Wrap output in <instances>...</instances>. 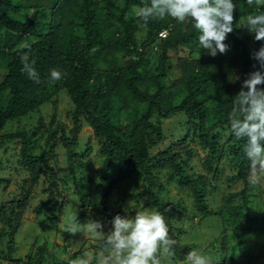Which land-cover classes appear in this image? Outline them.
Masks as SVG:
<instances>
[{"label": "rangeland", "instance_id": "1", "mask_svg": "<svg viewBox=\"0 0 264 264\" xmlns=\"http://www.w3.org/2000/svg\"><path fill=\"white\" fill-rule=\"evenodd\" d=\"M26 2L38 6L51 5V0ZM115 2L123 7L124 0ZM263 3L264 0H256L255 6L248 8L255 12V8L263 7ZM136 9L131 7L125 17H137ZM34 10V7L21 9L17 17L24 18L25 13ZM245 19L246 16L241 19L240 25ZM135 20L138 22L135 37L140 44L145 39L146 28L140 26L137 18ZM187 21L179 24L184 25ZM177 24L175 21L173 25ZM243 29L249 37L248 48L251 50L254 34ZM35 38L29 35L26 41L32 42ZM158 42L156 37L150 44L154 50L151 58L155 55ZM199 54L198 49L189 45H180L169 52V68L162 80L164 92L166 96L169 95L163 101L165 107L178 105L185 96V73L191 65L196 64ZM135 59L133 54L119 52L110 58L121 72ZM108 65L103 63V67ZM103 72L95 73L89 83L91 91L104 84ZM5 73V66L0 60V80ZM219 80L220 77L208 92L213 103L222 96ZM8 97V92L4 93L2 108ZM38 98L41 100L38 108L24 117L8 121L0 131V135L18 133L24 136L0 139V264H69L70 259L98 256L101 252L99 239L87 231L69 232L70 217L75 213L80 224L89 220L100 221L107 233L111 229L113 216H123L126 212L134 215L133 208L141 203L146 208H153L145 204L146 195L142 192L148 188L149 182L153 184L152 190L171 205L174 214L170 220L163 213L168 227L171 225L174 228L169 230V236L176 241L171 264H184L187 253L193 248H199L210 256L213 264H264V185L258 188L249 186L248 162L242 151L244 141L228 135V130L221 125L212 129L211 125L217 123L213 112L202 119L195 116L193 121L180 112L162 118L164 139L149 151L151 156L158 154L159 160L154 163L150 175L146 176L131 165L120 167L113 160H110L108 171H104L106 155L100 148L102 141L94 136L92 128L83 119L74 149L64 148L61 135L72 138L74 134L71 118L73 102L61 81L50 79L43 84ZM145 111L146 104L126 100L116 105L115 121L129 122ZM201 123L213 138L218 151L212 154L210 169L204 165L210 149L202 142L205 137L204 131L199 129ZM189 125L190 131L184 134ZM58 126L61 131L57 129ZM24 140L29 155L37 156L45 148L50 149L49 165L58 178L50 202L55 203L53 213L49 210L51 204L38 210L39 205L47 199L49 172L42 166L39 173L37 165L22 161ZM160 150L163 152L160 153ZM172 164L179 165L184 174L193 178L201 175L208 177V183L199 184L196 190L203 196L206 209L215 215L206 216L199 212L193 189L179 181ZM58 204H62V207ZM10 212L16 214L18 224L13 242L15 251L9 255V237L5 234L8 226L5 221ZM90 264H96V259H91Z\"/></svg>", "mask_w": 264, "mask_h": 264}, {"label": "trees", "instance_id": "2", "mask_svg": "<svg viewBox=\"0 0 264 264\" xmlns=\"http://www.w3.org/2000/svg\"><path fill=\"white\" fill-rule=\"evenodd\" d=\"M149 3L150 0H124L123 7H119L115 0H51L48 7L28 4L26 0H0V60L6 69L0 80V131L8 121L24 117L40 106L38 91L50 80L49 72L53 68L62 72L59 81L73 102L71 118L74 134L72 138L62 134L61 143L64 148L73 150L81 119L85 120L92 128L94 136L102 141L100 148L106 155L103 165L106 172L110 168V160H113L120 167L131 165L146 176L150 175L154 163L159 160L158 154L150 155V148L164 139L160 120L176 113H184L188 120L193 121L195 116L202 119L213 112L217 123L211 125L212 129L221 125L228 130V114L235 103V96L241 90L242 82L260 67L254 53L264 45V40L257 41L253 38L250 50L249 37L240 25L243 17L254 12L248 8L246 0H235L233 31L227 34L224 41L227 50L212 57L206 50L201 49L198 32L190 20L184 25L178 22L174 26V19L153 17L148 21L145 39L138 44L135 37L138 30V22L135 20L137 17L126 18L125 14L131 7L139 8ZM32 7L35 10L25 13L24 18L17 17V14H21V9ZM163 30L167 33L162 38L158 34ZM29 35L36 37L34 41H26ZM156 37L159 42L155 55L151 58L154 50L150 44ZM180 45L196 48L200 54L196 64L191 65L185 73V96L178 105L165 107L163 101L169 95L166 96L164 92L162 80L168 72L169 52ZM117 52L133 54L136 58L122 72L110 60ZM24 53L35 59V67L40 74L38 83L28 79L23 71L20 56ZM105 62L109 65L103 67ZM102 70L104 84L91 91L89 83L95 73ZM219 77V91L222 96L213 103L208 92ZM6 92L9 97L2 108L3 95ZM126 100L146 104V111L129 122L124 120L117 123L116 105L123 104ZM60 128L57 127L61 131ZM190 129L189 125L184 134ZM199 129L204 131L203 144L210 149L204 161L205 167L210 169L212 154H217L218 151L203 123ZM1 138L17 139L24 136L5 133L0 135ZM23 142L22 161L37 165L39 173L42 166L49 172L47 199L39 205L38 210L51 204L49 210L53 213L52 206L55 203L50 202L53 200L58 178L49 165L50 149L45 148L37 156L29 155L26 141ZM172 168L179 181L193 189L199 212L206 216L215 215L213 211L206 209L203 196L196 190L199 184L208 183V177L201 175L193 178L184 174L179 165L172 164ZM152 187V182H149L148 188L142 191L146 195L145 204L165 213L171 220L174 217L171 205L165 203ZM58 205L62 207V204ZM17 220L16 214L10 212L5 221L8 226L5 234L9 237V255L15 251L13 242ZM168 228L170 231L174 229L171 225Z\"/></svg>", "mask_w": 264, "mask_h": 264}, {"label": "clouds", "instance_id": "3", "mask_svg": "<svg viewBox=\"0 0 264 264\" xmlns=\"http://www.w3.org/2000/svg\"><path fill=\"white\" fill-rule=\"evenodd\" d=\"M246 3L252 8L256 0H246ZM235 8V0H150L148 5L137 8L135 14L142 28H146L153 17H169L177 22L190 20L198 32L201 49L215 57L227 50L224 41L233 31ZM241 27L253 33L255 40H264V7H256ZM254 58L260 65L259 70L248 75L234 98L228 135L245 141L242 151L248 162L247 182L252 188H258L264 185V45L254 53ZM20 60L26 77L38 83L40 74L35 67V59L24 53ZM61 77L60 70H50L51 80L58 81ZM133 209L134 215L126 212L123 216H113L107 233L100 221L89 220L80 224L74 213L70 217L68 231L72 234L87 231L97 237L101 252L88 259H70L69 264H90L93 258L96 264H165V261L171 264L176 241L169 236L164 214L144 207L143 203ZM184 264H213V261L199 248H193L187 253Z\"/></svg>", "mask_w": 264, "mask_h": 264}, {"label": "built area", "instance_id": "4", "mask_svg": "<svg viewBox=\"0 0 264 264\" xmlns=\"http://www.w3.org/2000/svg\"><path fill=\"white\" fill-rule=\"evenodd\" d=\"M166 33H167V31L163 30V31H160L158 35L163 38L166 36Z\"/></svg>", "mask_w": 264, "mask_h": 264}]
</instances>
